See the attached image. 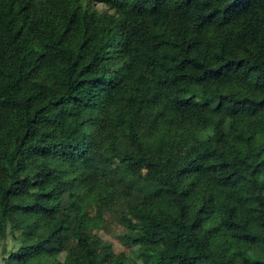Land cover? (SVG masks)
Segmentation results:
<instances>
[{
	"label": "trees",
	"instance_id": "16d2710c",
	"mask_svg": "<svg viewBox=\"0 0 264 264\" xmlns=\"http://www.w3.org/2000/svg\"><path fill=\"white\" fill-rule=\"evenodd\" d=\"M0 108L3 264H264V0H0Z\"/></svg>",
	"mask_w": 264,
	"mask_h": 264
},
{
	"label": "rangeland",
	"instance_id": "374dc122",
	"mask_svg": "<svg viewBox=\"0 0 264 264\" xmlns=\"http://www.w3.org/2000/svg\"><path fill=\"white\" fill-rule=\"evenodd\" d=\"M94 9L100 13L113 11L106 5L93 2ZM1 113V108H0ZM245 186L249 191H254V187L250 182H245ZM24 223V218L16 213L9 215L8 236L6 240V252H12L18 249L20 243L15 241L11 232L20 227ZM123 228L116 221L114 216L108 217L107 227L96 229L94 232H89L88 237L93 242L96 249L101 252V260L104 264H129L132 258V248H128L119 239L123 234ZM105 245V247H104ZM79 247H71L69 253L78 254ZM4 253L0 254V264H3ZM139 262V261H138ZM140 264V263H139Z\"/></svg>",
	"mask_w": 264,
	"mask_h": 264
}]
</instances>
